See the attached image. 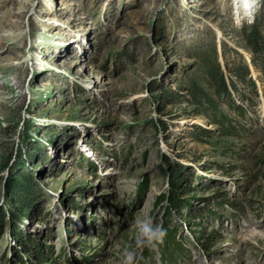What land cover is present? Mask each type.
<instances>
[{
  "label": "rangeland",
  "instance_id": "374dc122",
  "mask_svg": "<svg viewBox=\"0 0 264 264\" xmlns=\"http://www.w3.org/2000/svg\"><path fill=\"white\" fill-rule=\"evenodd\" d=\"M126 248L264 264V0H0V264Z\"/></svg>",
  "mask_w": 264,
  "mask_h": 264
},
{
  "label": "clouds",
  "instance_id": "9594fccd",
  "mask_svg": "<svg viewBox=\"0 0 264 264\" xmlns=\"http://www.w3.org/2000/svg\"><path fill=\"white\" fill-rule=\"evenodd\" d=\"M133 227L136 231L135 248L141 252L145 248L151 249L161 244L166 236L162 226L146 213L134 220ZM122 256L121 264H139L137 253L133 250L124 249Z\"/></svg>",
  "mask_w": 264,
  "mask_h": 264
},
{
  "label": "trees",
  "instance_id": "16d2710c",
  "mask_svg": "<svg viewBox=\"0 0 264 264\" xmlns=\"http://www.w3.org/2000/svg\"><path fill=\"white\" fill-rule=\"evenodd\" d=\"M211 75H212V77H213L214 79L218 78V74H217V72L215 71V69L213 70V72L211 73ZM217 81H218V79H217ZM218 83H219V85H220L221 87H224V83H223V80L221 79V77H220ZM192 94H193L194 98H197V99H198V96L203 95V92H202V89L196 87V88H194V92H193ZM216 122H217V121H216Z\"/></svg>",
  "mask_w": 264,
  "mask_h": 264
}]
</instances>
